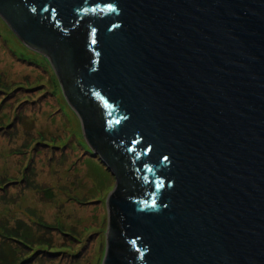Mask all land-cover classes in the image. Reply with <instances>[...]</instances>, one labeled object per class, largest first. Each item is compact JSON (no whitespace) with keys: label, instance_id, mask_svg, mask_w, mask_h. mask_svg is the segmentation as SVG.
<instances>
[{"label":"water","instance_id":"water-1","mask_svg":"<svg viewBox=\"0 0 264 264\" xmlns=\"http://www.w3.org/2000/svg\"><path fill=\"white\" fill-rule=\"evenodd\" d=\"M115 179L101 264H264V0H0Z\"/></svg>","mask_w":264,"mask_h":264},{"label":"rangeland","instance_id":"rangeland-1","mask_svg":"<svg viewBox=\"0 0 264 264\" xmlns=\"http://www.w3.org/2000/svg\"><path fill=\"white\" fill-rule=\"evenodd\" d=\"M0 129V236L28 228L35 240L0 238L1 261L13 249L30 253L25 264H101L115 179L90 152L48 60L1 17Z\"/></svg>","mask_w":264,"mask_h":264},{"label":"trees","instance_id":"trees-1","mask_svg":"<svg viewBox=\"0 0 264 264\" xmlns=\"http://www.w3.org/2000/svg\"><path fill=\"white\" fill-rule=\"evenodd\" d=\"M0 133H2L1 129H0ZM13 150V149H12ZM91 152V151H90ZM15 154L13 155V158H14ZM103 165V164H102ZM104 166V165H103ZM106 168V167H105ZM4 179V178H3ZM3 179H0L3 180ZM11 181V180H10ZM67 201L69 202V200L67 199ZM42 224V223H41ZM40 227V226H39ZM42 227H45V224H43ZM15 231V232H14ZM13 230H9L6 235H8L9 237H6V238H2L4 237L5 235L3 234H0V238L2 240H6V239H18V242L23 246V247H28V245H31L33 243H35V240H32L31 239V233H30V230L28 228L26 229H22V230H19V229H14ZM65 233V232H63ZM11 251V257H7L8 261L7 263H4L3 261H1L2 259H0V264H25V261L29 259L28 255L30 254H26L25 257H23V254L20 256L18 255V251L17 250H13V249H8ZM17 251V252H16ZM4 255H2V254ZM20 257V259L17 258L16 254ZM50 253V252H49ZM6 253L4 251V249L1 250L0 252V256L2 257H5ZM17 258V259H16ZM32 261L29 262V263H26V264H35V259L33 256H32Z\"/></svg>","mask_w":264,"mask_h":264}]
</instances>
